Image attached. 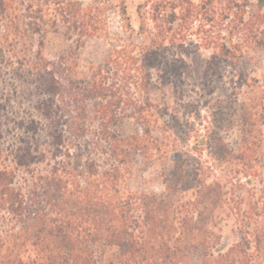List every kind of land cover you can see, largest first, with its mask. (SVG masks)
<instances>
[{
    "label": "trees",
    "instance_id": "obj_1",
    "mask_svg": "<svg viewBox=\"0 0 264 264\" xmlns=\"http://www.w3.org/2000/svg\"><path fill=\"white\" fill-rule=\"evenodd\" d=\"M202 4L140 0L137 31L127 0H118L124 38L80 79L78 52L90 40L111 39L105 4L0 0V52L11 63L17 57L26 96L38 111L22 125L45 138L43 154L53 162L45 172L35 171L32 159L0 164V264H264V85L245 71L234 82L236 146L214 125L197 133L206 165L196 161L191 168L195 160L175 148L161 158L152 152L148 159L162 165L155 177L163 191L130 186L142 149L151 140L161 148L152 136L155 125L169 112L179 119L187 107L160 105L154 96L182 83L184 48L195 44L194 33L226 64L239 67L264 53V0ZM200 16L206 18L195 30ZM51 32L61 33L70 48L47 60ZM126 120L135 123L133 134L118 130ZM224 164L228 171L217 174ZM22 170L25 188L16 186ZM242 177L253 189L248 200L237 190ZM225 215L237 222L238 239L223 251L215 233H222ZM108 249L118 254L107 257Z\"/></svg>",
    "mask_w": 264,
    "mask_h": 264
},
{
    "label": "rangeland",
    "instance_id": "obj_2",
    "mask_svg": "<svg viewBox=\"0 0 264 264\" xmlns=\"http://www.w3.org/2000/svg\"><path fill=\"white\" fill-rule=\"evenodd\" d=\"M85 6L94 3L106 5L108 14V26L111 39H94L86 43V45L78 52L79 60V78L83 79L88 75L90 65H101L109 56L112 48L118 45L115 41L118 38H124L122 33V21L119 14L118 0H78ZM140 0H127L129 13L132 16L133 24L136 30H139V16L137 14V6ZM203 0H195V4H202ZM210 16V13L207 15ZM205 16L199 17L194 21V29L198 30L202 27ZM208 23L207 29H211ZM213 26V24H212ZM202 35L194 33L192 39L195 41L193 46L187 45L184 50L187 51V65L183 71L182 83L180 86L172 85L167 88L160 89L154 96L157 104H166L170 108L176 106V101L182 102L187 107L183 109L179 119L171 116V112L160 119L154 127L155 139L158 138L161 148L157 150L153 146L151 140L148 142V149H142V152L136 158L135 174L130 183L133 192L151 191L160 194L163 191L162 182L155 177L160 171V162L152 163L148 159L153 152L161 156L164 152L171 154V149L175 148L186 152L191 159V168L197 162L204 165L209 161V156L205 151L201 155V149H196L200 132H206L207 128H213L214 125H220L222 128L221 135L231 145L236 146L240 139V131L234 125L233 111L235 100V84L238 79L240 70H243L250 77H255L260 81V85H264V53H255L253 59L245 58L237 67L232 64H226L219 61L214 55L215 50L211 46H205ZM141 42L140 38L134 39ZM70 48L68 42L61 33H49L46 37V45L44 56L47 60H53L56 55H62ZM19 55H23L24 48L22 45L17 46ZM8 52H0V164H9L10 162H19L32 159L34 161V169L38 172H45L51 167V157L44 155L43 150L46 148L44 139L34 133L27 131V126L22 125L28 123L30 116L38 117V111L34 109V104L29 103V97L26 96L27 83L21 73V65L18 64L17 57L9 61ZM250 81V80H249ZM248 81V82H249ZM251 82V81H250ZM243 99V96L239 97ZM95 123L93 128H97ZM118 130L124 134H133L136 131L134 122L125 121L119 125ZM29 144V148L26 143ZM145 146V144L143 145ZM5 159V160H3ZM103 158H101L102 160ZM197 161V162H196ZM152 163V164H151ZM170 164V163H169ZM228 165L224 164L217 169V174L228 171ZM17 187H26L23 178L26 177L25 171L17 174ZM248 179V178H247ZM242 177L241 185L237 184V190L251 194V187L246 186V180ZM255 183L260 180V176L255 174L252 177ZM227 215V214H226ZM224 216L220 222L221 232H216V238L221 237L219 248L223 251L228 250L238 239L233 233L235 227L232 217ZM8 222V219H5ZM9 223V222H8ZM5 224V229H9ZM235 229V228H234ZM118 254L116 249H108L106 256L111 257Z\"/></svg>",
    "mask_w": 264,
    "mask_h": 264
}]
</instances>
